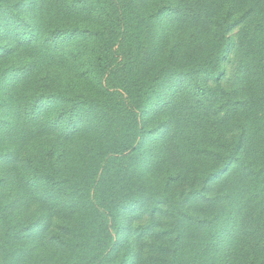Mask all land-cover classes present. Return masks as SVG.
Wrapping results in <instances>:
<instances>
[{
  "label": "rangeland",
  "instance_id": "obj_1",
  "mask_svg": "<svg viewBox=\"0 0 264 264\" xmlns=\"http://www.w3.org/2000/svg\"><path fill=\"white\" fill-rule=\"evenodd\" d=\"M251 2L0 0V264H264V54L206 22Z\"/></svg>",
  "mask_w": 264,
  "mask_h": 264
},
{
  "label": "trees",
  "instance_id": "obj_2",
  "mask_svg": "<svg viewBox=\"0 0 264 264\" xmlns=\"http://www.w3.org/2000/svg\"><path fill=\"white\" fill-rule=\"evenodd\" d=\"M253 5H258L257 0H253V2H251ZM219 13L213 15L210 19H207V25L209 28V32L210 34H212V39L210 40L211 42L215 43V49L214 50V57L217 59V55L218 53L227 45H229V43L232 42L231 45V49L236 50L238 47L240 46V43L243 44V46L245 47L244 49H246L247 51V55L252 54L253 51H258V56L262 55V53L264 54V47L262 45L261 39L264 36V29L262 26V31L260 34H254V32H252L251 34L248 35V37H245L244 34H242V30H240V28L242 26V23L244 21H248L250 20V18H252V16L255 15V13H251L253 7L249 6L245 11H243L241 14H238V16H234L232 13V6L230 4H227L224 8L220 7L219 8ZM239 26V30H237V34H233L235 35V37L232 35L231 37V32L234 31L236 28H238ZM232 29V30H231ZM208 30V29H207ZM239 31V33H238ZM236 33V32H235ZM205 37L208 34H204ZM241 38V39H240ZM195 35L192 37V40L194 41ZM202 50V49H200ZM248 50H250V54H248ZM261 52V53H260ZM204 54H199L197 56V59H202ZM213 55V54H212ZM256 55V53H255ZM195 54H193L191 56V58H194ZM199 57V58H198ZM214 58V59H215ZM250 63V61H249ZM219 77H215L214 81L219 80ZM253 78L255 77H251L249 76L248 79L250 80H254ZM257 80L262 82V86H260L259 90L261 91L260 96H257L254 105H252V107H254L257 103L259 104L258 110H260L261 112V116L264 115V73L261 74L259 77L256 78ZM251 81V82H252ZM254 87V86H253ZM262 95V96H261ZM258 110H251V113H247L246 115H239L238 119H237V123L240 125L239 127V134H236V137L233 140V143L231 144L230 149H231V154H229V160L220 168L217 167H213L210 172L208 174H205L202 179V182H206L207 180H211L212 178H217L220 177V175H222L224 172H226L228 170V167L230 165V163L232 164L233 160H238V156L237 153H239L241 151V153L243 152V150L246 148V143L245 140L241 136L242 134H247V129L249 128V126H251V124H247L246 123V118L251 117V121H256L258 120ZM259 134L262 132L260 129H258ZM264 135V133H263ZM222 148H225V146H222ZM228 149V147H226ZM229 153V152H228ZM240 153V154H241ZM248 163H246L245 165H247Z\"/></svg>",
  "mask_w": 264,
  "mask_h": 264
}]
</instances>
